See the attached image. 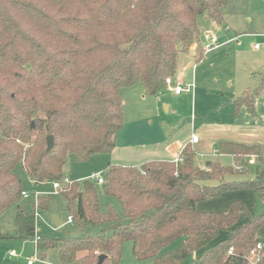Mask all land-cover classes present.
<instances>
[{
    "label": "trees",
    "instance_id": "16d2710c",
    "mask_svg": "<svg viewBox=\"0 0 264 264\" xmlns=\"http://www.w3.org/2000/svg\"><path fill=\"white\" fill-rule=\"evenodd\" d=\"M232 4L0 0V213L22 198L20 168L34 187L59 183L72 224L101 228L74 238H39L37 249L53 251L56 264H97L100 256L101 264H120L127 242L137 264H246L255 245L264 244V212L251 217L240 201L223 212L197 208L238 191H253L264 202V157L258 146L217 144V153L233 157L240 169L218 161L197 166L190 145L178 161L108 163L102 193L118 202L122 216L110 204L101 212L99 190L89 180L62 187L68 157L85 163L115 148L124 122L121 90L139 85L145 96L157 95L165 79L175 76L178 55L194 45L199 63L204 51L198 18L222 25L226 11L237 12ZM260 90L235 99V113L245 106L253 115ZM48 136L53 137L49 151ZM251 155L258 162L252 179L224 180L246 176L243 158ZM48 206L49 196H42L33 209ZM14 221L18 238L35 239V213L18 207ZM221 233L226 237L218 240Z\"/></svg>",
    "mask_w": 264,
    "mask_h": 264
},
{
    "label": "rangeland",
    "instance_id": "374dc122",
    "mask_svg": "<svg viewBox=\"0 0 264 264\" xmlns=\"http://www.w3.org/2000/svg\"><path fill=\"white\" fill-rule=\"evenodd\" d=\"M232 6L236 8L237 12L233 14L229 10L226 11L224 15L226 17H224V24L222 25H210L203 18L198 19L200 31L202 32L201 42L203 46L206 42L205 37L209 39L215 36L218 44L224 41L228 42L207 53L199 63H196L195 60H192L191 57H188L184 53H180L183 55L179 54L180 56L176 63V71L179 69L183 71L182 84L190 85L192 83L194 86L195 112L197 116H205L208 119H215L218 116L219 109L217 105L220 104L219 101L223 95L225 96L221 100L227 101L230 92L241 91L246 87L251 89L256 87L255 82L258 79L255 81L250 76L248 77V71L255 69L256 65L264 60L262 58L264 55L263 51H253V45L257 42H263L264 38H253L250 35L251 32L256 34L264 32V0H233ZM234 32L240 35L238 38L231 40L235 36ZM188 60L192 65L196 64L197 71L194 77L191 70L186 67ZM163 92L165 101L162 103L165 105L170 104L172 110L177 105L180 108L177 111L173 110L174 112L170 111V113L166 114L163 104H161V107H159L160 116L159 118L152 116L151 125L155 128L164 129L161 124L165 123L167 128H171L174 131L178 126L191 120L190 115L193 110L192 104L194 98L192 100L190 95H182L178 101L172 97V94L167 89L163 90ZM124 125L125 120L123 127ZM251 157L255 161L253 164H248ZM211 159L218 160L223 166H231L233 163L230 158L215 157ZM243 159L246 160L249 166L244 169L246 176H226L224 178L225 181L252 179L254 177V168L258 166L256 157L251 155ZM106 163L105 155L102 154L93 155L85 163H78L73 157H68L64 164L63 173L69 179V182L76 181L80 185L84 180L93 182L99 190L101 212H105L106 205L110 204L122 216L118 202L113 198L106 197L102 193L101 185L96 184L93 179L95 176L103 177V169ZM195 163L200 166L203 164V159H198ZM237 166V162L234 161L232 167L236 168ZM17 172L22 181L23 191L28 196L22 197L18 204L11 205L0 213V235L5 236L0 238V264H27L30 260L33 261V264H56L53 251H40L36 248L35 240L28 239L23 241L18 238L17 227L14 221L18 207L22 208L25 212L35 213L36 237L38 236L39 238H74L80 237L85 232L95 234L100 231L101 228L98 226H87L85 229H81L75 223H66L67 211L64 197L53 190L51 184L34 187L28 181L22 169L18 168ZM64 186L65 183L63 182L62 187ZM36 193H38L37 198L49 196V206L46 211L35 210L34 212L33 205ZM232 201L243 203L251 217L264 212V202L253 191L226 193L216 199L199 203L197 208L204 212H223ZM52 216L57 217L64 225L60 228H55L52 224ZM224 237L226 235L221 233L218 240ZM178 243L180 241L163 249L161 253L175 248ZM131 248L130 242L125 243L120 264H137L136 259L132 255ZM11 251L15 253V256L9 255ZM195 256L196 254L191 255L187 259V262H190Z\"/></svg>",
    "mask_w": 264,
    "mask_h": 264
},
{
    "label": "crops",
    "instance_id": "0c3cea01",
    "mask_svg": "<svg viewBox=\"0 0 264 264\" xmlns=\"http://www.w3.org/2000/svg\"><path fill=\"white\" fill-rule=\"evenodd\" d=\"M199 18H203L210 25H218L209 22L205 17ZM226 28L227 26L225 30ZM234 33L235 36L232 37L231 40L238 38L240 35L236 32ZM250 35L253 38H264V32L260 34L251 32ZM201 37L202 32L200 31L199 45L203 48ZM212 37L216 39L215 36ZM211 38L208 39L205 37V44L209 42ZM227 42L228 41H224L220 44L217 42L219 45L218 47ZM196 48L197 46L194 45L189 49L188 53H186L192 60L196 58ZM253 51L259 52L254 49ZM207 53H204V57ZM180 55H178L177 61ZM262 58H264V55ZM186 67L191 70L194 77L197 71L196 64L192 65L188 60L186 62ZM182 72L183 71L180 69L177 70L172 79L182 83ZM249 76L255 81L258 79L255 82L256 87H253L254 89L246 87L241 91H235L234 93L230 92L227 101L221 100V98L225 96L223 95L220 98V104L217 105L219 114L215 119L197 116L195 112L196 100L194 98V88L189 93L181 92L180 94H175L171 86H165L163 90L167 89V91L172 94V97L178 101L182 95H190L192 100L194 98L192 104L193 110L190 115L191 120L178 126L174 131H172L171 128H167L165 123L161 124L164 129L155 128L151 125V117L156 116L159 118L160 116L159 107H161V104H163L166 114L170 113V111L174 112L173 110L177 111L180 108V106L177 105L172 110L170 104L165 105L162 103L165 101L163 90L155 96L147 97L144 95L143 89L139 85L122 89L120 95L125 125L117 135L115 148L110 154L105 155V160L107 161L106 165L109 163L123 167H133L150 161H175L179 158L181 150L186 145H190L194 150L196 162L198 159H203V164L200 165V167L210 161H218L211 159L215 157L230 158L234 163L235 160L233 157L217 153L216 146L219 142L258 146L260 147L261 155L264 157V60L259 62L255 69L248 71V77ZM259 87H261V90L254 101V114L252 115L249 113L245 106L240 107L238 112L235 113L233 101L245 94L254 92ZM192 136L197 138L194 143L191 142ZM39 186L41 185L35 187ZM41 257H43V255H41Z\"/></svg>",
    "mask_w": 264,
    "mask_h": 264
},
{
    "label": "built area",
    "instance_id": "2783aa9c",
    "mask_svg": "<svg viewBox=\"0 0 264 264\" xmlns=\"http://www.w3.org/2000/svg\"><path fill=\"white\" fill-rule=\"evenodd\" d=\"M218 46L219 45L217 44L216 39L212 37L209 40V42H207L203 46V51H204V53H207V52L217 48ZM253 49L256 51H264V41L255 43L253 45ZM165 85L171 86L175 94H180L181 92L189 93L193 89L192 84L183 85L180 81H174L172 78L165 79ZM196 140H197V138L195 136H192L191 142L194 143V142H196ZM175 161H178V158ZM254 161H255V159L251 157V159L248 161V164H253ZM236 168L239 169L240 167H236ZM93 179L99 185L103 183V178L101 176H95ZM63 182L65 184H67V183H69V180L67 178H65ZM51 185H52V189L55 190L56 192H58V190L60 189L59 183H53ZM21 196L23 198H25L28 196V194L26 192L22 191ZM37 197H38V193H36V199H37ZM36 199H35V202H36ZM66 223L72 224V219L70 217H68ZM34 240H35L34 242L37 243L39 240V237L38 236L35 237ZM231 253H232V250H229L227 252V255H231ZM9 255L15 256V253L13 251H11ZM262 259H264V244L257 243L255 245V247L253 248V250L250 252L248 258L246 259V264H260ZM27 264H33V261L30 260V261H28Z\"/></svg>",
    "mask_w": 264,
    "mask_h": 264
},
{
    "label": "water",
    "instance_id": "95a60500",
    "mask_svg": "<svg viewBox=\"0 0 264 264\" xmlns=\"http://www.w3.org/2000/svg\"><path fill=\"white\" fill-rule=\"evenodd\" d=\"M46 141H47V150L49 151L53 147V137L48 136ZM51 219H52V224L55 226V228H60L61 226L64 225V223L55 216H52ZM103 259H104V256H100L97 264H101Z\"/></svg>",
    "mask_w": 264,
    "mask_h": 264
}]
</instances>
